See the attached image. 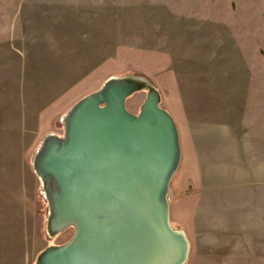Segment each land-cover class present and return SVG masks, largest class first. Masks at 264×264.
Listing matches in <instances>:
<instances>
[{"label": "rangeland", "instance_id": "obj_1", "mask_svg": "<svg viewBox=\"0 0 264 264\" xmlns=\"http://www.w3.org/2000/svg\"><path fill=\"white\" fill-rule=\"evenodd\" d=\"M113 79L156 87L200 156L186 264H264V0H0V264H40L74 236L53 232L37 162Z\"/></svg>", "mask_w": 264, "mask_h": 264}, {"label": "water", "instance_id": "obj_2", "mask_svg": "<svg viewBox=\"0 0 264 264\" xmlns=\"http://www.w3.org/2000/svg\"><path fill=\"white\" fill-rule=\"evenodd\" d=\"M142 85L110 80L66 119V137L46 140L40 174L52 179L54 233L74 227L40 264H186L191 244L171 222L169 191L182 160L173 116L151 89L138 114L127 99Z\"/></svg>", "mask_w": 264, "mask_h": 264}, {"label": "crops", "instance_id": "obj_3", "mask_svg": "<svg viewBox=\"0 0 264 264\" xmlns=\"http://www.w3.org/2000/svg\"><path fill=\"white\" fill-rule=\"evenodd\" d=\"M167 74L170 75V77H174L170 72H168ZM130 80H134V79H130ZM143 80L140 79L134 81L139 82L143 86V88H147L149 89V91L151 89L158 90L156 87H151L150 85L149 87L148 82L146 80L145 81ZM161 106H162V102H161ZM162 107L166 109L173 116V118L176 121V124H178V116L174 114V111L165 106ZM198 156L199 154L195 146L194 147L190 146L188 151L187 150L184 151V147L182 148L181 164L177 173L172 179L170 185L169 201H170L171 222L175 228L181 229L183 231H186V226L184 225L186 221V217L188 218L189 216V218L191 219L188 220L189 223L190 222L196 223V217L200 206L201 189L203 188L202 186L203 181L201 175L203 174L201 173V169H200L201 167V163L199 160L200 156L199 157Z\"/></svg>", "mask_w": 264, "mask_h": 264}]
</instances>
